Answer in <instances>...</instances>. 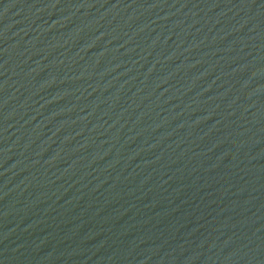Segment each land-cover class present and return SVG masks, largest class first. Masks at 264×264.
<instances>
[{"label":"water","instance_id":"water-1","mask_svg":"<svg viewBox=\"0 0 264 264\" xmlns=\"http://www.w3.org/2000/svg\"><path fill=\"white\" fill-rule=\"evenodd\" d=\"M0 264H264V0H52L0 60Z\"/></svg>","mask_w":264,"mask_h":264}]
</instances>
